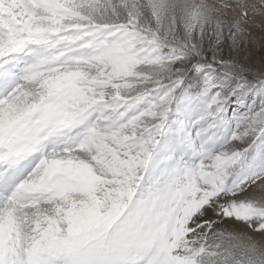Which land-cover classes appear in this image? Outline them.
Returning a JSON list of instances; mask_svg holds the SVG:
<instances>
[{"label": "snow or ice", "instance_id": "1", "mask_svg": "<svg viewBox=\"0 0 264 264\" xmlns=\"http://www.w3.org/2000/svg\"><path fill=\"white\" fill-rule=\"evenodd\" d=\"M256 29L264 0H0V264H264Z\"/></svg>", "mask_w": 264, "mask_h": 264}, {"label": "rangeland", "instance_id": "2", "mask_svg": "<svg viewBox=\"0 0 264 264\" xmlns=\"http://www.w3.org/2000/svg\"><path fill=\"white\" fill-rule=\"evenodd\" d=\"M254 34H255L256 39L259 40V38L262 35H264V32H261L260 29H256ZM252 51H253L252 62H258L261 54H264V48L257 47V48H254ZM226 54H227V50H226Z\"/></svg>", "mask_w": 264, "mask_h": 264}]
</instances>
